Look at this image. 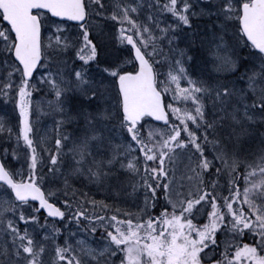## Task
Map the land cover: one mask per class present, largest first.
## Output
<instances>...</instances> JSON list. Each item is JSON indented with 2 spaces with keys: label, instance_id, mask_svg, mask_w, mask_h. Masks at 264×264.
<instances>
[{
  "label": "snow or ice",
  "instance_id": "obj_1",
  "mask_svg": "<svg viewBox=\"0 0 264 264\" xmlns=\"http://www.w3.org/2000/svg\"><path fill=\"white\" fill-rule=\"evenodd\" d=\"M0 114V264H264V0H0Z\"/></svg>",
  "mask_w": 264,
  "mask_h": 264
},
{
  "label": "rangeland",
  "instance_id": "obj_2",
  "mask_svg": "<svg viewBox=\"0 0 264 264\" xmlns=\"http://www.w3.org/2000/svg\"><path fill=\"white\" fill-rule=\"evenodd\" d=\"M0 115H2V114H0ZM45 119H47V118H45ZM50 126H51V125H50V122H49V123H48V127L50 128ZM0 143H4V141H3V140H0ZM90 195H91V194H90ZM103 195H104V193H102V192H101V193H97L95 198L98 199V200H99V199H102V198H103ZM97 210L99 211V208H98Z\"/></svg>",
  "mask_w": 264,
  "mask_h": 264
}]
</instances>
